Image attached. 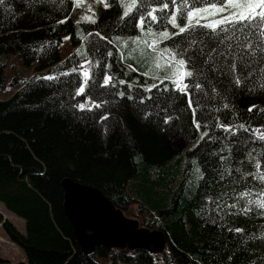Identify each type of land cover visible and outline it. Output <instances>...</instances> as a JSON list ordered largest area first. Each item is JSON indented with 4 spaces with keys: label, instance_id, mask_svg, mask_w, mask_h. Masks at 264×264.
Here are the masks:
<instances>
[{
    "label": "trees",
    "instance_id": "1",
    "mask_svg": "<svg viewBox=\"0 0 264 264\" xmlns=\"http://www.w3.org/2000/svg\"><path fill=\"white\" fill-rule=\"evenodd\" d=\"M108 2L110 7L97 22L80 26L81 37L70 18L72 0L0 4V55L20 59L24 68L34 71L27 81L18 76L8 79L4 76L7 63L0 65V97L7 87H16L8 99H0V205L24 221L25 232L19 233L1 214L0 225L24 256L17 264H264V209L251 205L252 211L241 212L247 199L257 197L236 198L233 191L248 188L255 194L264 188V182L244 175L256 171V160L264 170V141L243 130L233 135L214 126L217 118L253 128L264 125V112L258 110L264 108L261 56L243 69L244 76L252 75L236 86L233 74L222 71L232 57L221 59L212 52L217 70L206 71L207 80L197 77L203 91L191 89L193 99L200 101L197 118L209 127L196 131L187 97L167 105L174 119L165 125L161 112L165 105L156 98L168 95L163 87L171 85L165 80L159 91L151 92L152 100L139 102V84L151 80L141 70L129 68L131 60L126 56L121 60L115 42L116 37L139 32L134 17L119 21L117 0ZM97 32L114 43L102 40ZM68 35L76 51L62 59L60 46ZM191 37V33L182 34L172 42ZM196 39L198 64L207 59L212 47L218 52L227 47L216 36L202 33ZM85 60L101 61V66L89 70L97 79L89 81L86 92L108 101L91 111L73 107L90 103L86 95L75 94L83 79L79 72L61 75ZM105 63L111 67L105 69ZM103 71H109L117 88L126 93L129 90L118 84L119 79L132 83L133 99L116 96L117 89L99 87ZM48 75L55 79H37ZM224 104L229 107L225 109ZM250 105L258 108L249 113ZM105 112L108 119L100 120ZM203 131L209 136L200 140ZM66 178L99 190L125 216L138 219L141 227L162 231L167 240L164 251L150 254L98 247L90 255L83 254L63 210L61 181ZM222 193H227L224 202L237 207L216 209L208 197L215 199ZM133 206L134 217L129 212ZM237 227L245 231H229ZM0 264L7 262L0 258Z\"/></svg>",
    "mask_w": 264,
    "mask_h": 264
},
{
    "label": "snow or ice",
    "instance_id": "2",
    "mask_svg": "<svg viewBox=\"0 0 264 264\" xmlns=\"http://www.w3.org/2000/svg\"><path fill=\"white\" fill-rule=\"evenodd\" d=\"M4 2L5 0H0V4H4ZM99 2L103 3L105 8L110 7L105 0H99ZM118 2L122 8L118 18L119 21L123 23L126 18L134 17V27L139 32L138 35L129 36L124 41H121L120 37H116L115 42L121 44L124 49L121 60L125 56L132 60H138L144 65L143 75L151 80V83L139 84V102L143 104L145 99L152 100L151 92L153 89L159 91L165 80L171 85V87H163V93L168 95L156 98L165 105L161 108V112L164 113L162 122L165 125L174 119L172 115L168 114L167 105L178 102L181 97H187V107L191 110L192 125L196 131H200L202 127H209L203 119L197 118L200 101L193 99L191 89L195 88L203 91L202 81L197 77H203L204 80H207L206 71L217 70L212 52H217L221 59L227 56L232 57L230 61H227L226 67L222 68V71L225 74H233L232 82L236 86H240L242 81L247 80L248 76L252 75V72H249L248 76H244L243 69L250 68L258 55L261 56V62L264 63V0H130V2L118 0ZM85 18L91 19V17ZM92 22L95 23V20L93 19ZM58 23H63V21H58ZM154 25L160 27L156 28ZM169 25L175 31H170ZM187 33H191L192 37L183 41L175 40L174 43L172 42L176 37ZM202 33L210 37L216 36L221 44L227 42V47L223 52H218L217 48L212 47L207 53V59L202 64H198L194 46L199 42L196 37ZM95 34L102 40H107L110 44L114 43L109 37L99 32ZM64 39L67 40L69 37L65 36ZM164 41H169V43L165 44L164 47H159ZM77 54H80V49H77ZM112 55L113 52L109 50L107 56L111 57ZM201 55H204L203 50H201ZM161 59L164 61L163 64L160 63ZM209 61H213V63L210 68L206 69L205 66L209 64ZM85 64L87 65L86 68L84 67ZM99 66H101L100 60L95 62L85 60L79 67H73L68 72L61 73V75H68L69 72H79V75L83 78L76 88L75 94L76 96L86 95L90 103L80 102L73 105V107L81 111L85 108L91 111L93 108L99 109L108 103L106 100H97L89 92H86L89 81L97 79V74L89 70ZM103 67L109 69L111 65L105 63ZM129 67H133V65L129 64ZM161 68L164 71H160ZM133 70L138 69L134 68ZM262 73H264V69H262ZM37 79L52 80L55 77L48 75L37 77ZM262 79H264V75H262ZM118 84L121 86L126 85L129 92L119 90L114 76L109 71H103L99 87L117 89L114 93L116 96L122 99H133L130 94L133 84L125 79H119ZM262 87H264V84H262ZM212 91L215 92L216 89L213 87ZM172 92L177 93V95L172 96ZM143 93L149 95L146 97ZM223 107L227 109L229 105L224 104ZM253 108H258V106L250 105L247 111L251 113ZM258 110L264 112V108H258ZM175 118L178 119L179 117ZM99 119L107 120V112ZM214 126L222 129L225 133H232L233 135L243 130L250 133L252 137L264 141V131H261V127H264V125L253 128L245 123L238 125L228 122L222 123L217 118ZM208 136L209 132L203 131L200 140ZM248 156L255 159L252 157L251 152L248 153ZM220 159L225 163L227 162V158L223 155L220 156ZM254 166L255 172L246 171L244 175L264 182V170H262L261 162L256 160ZM237 171H240V169H237ZM223 175L221 173L222 179ZM233 191L236 198L251 197L253 195L257 197L255 200L247 199L243 207L240 208L241 212L247 214L252 211L251 205H255L258 209H264V188H261L255 194L248 188L244 191L237 192L235 189ZM224 195H227V193H222L215 199L209 196L208 200L215 203L218 210H221L222 207L236 208V203L228 205L223 201ZM261 215H264V212ZM229 231L243 233L245 229L237 227L229 229Z\"/></svg>",
    "mask_w": 264,
    "mask_h": 264
},
{
    "label": "water",
    "instance_id": "3",
    "mask_svg": "<svg viewBox=\"0 0 264 264\" xmlns=\"http://www.w3.org/2000/svg\"><path fill=\"white\" fill-rule=\"evenodd\" d=\"M61 188L64 214L83 254L90 255L98 247L150 254L164 251L167 240L162 231L141 227L99 190L68 178L61 181Z\"/></svg>",
    "mask_w": 264,
    "mask_h": 264
},
{
    "label": "rangeland",
    "instance_id": "4",
    "mask_svg": "<svg viewBox=\"0 0 264 264\" xmlns=\"http://www.w3.org/2000/svg\"><path fill=\"white\" fill-rule=\"evenodd\" d=\"M108 1L109 0H105V2L109 4ZM72 2H73V7L70 18L76 27L77 36L81 37L82 34H81L80 26L82 24H87V23L93 24L92 22L93 19L95 20V22H97L106 8L104 7L103 3L99 2V0H72ZM126 2H130V0H126ZM121 12H122V8H121ZM85 17H91V19H86ZM68 37L69 39L67 40H65L63 37L60 46V55L62 59L67 58L69 55H71L76 51V48L73 47L71 44V39L69 35ZM86 37L87 35L85 36V38ZM120 38L121 41H124L127 40L128 37L120 36ZM117 44L119 45L118 50L122 54L124 49L121 44L119 43ZM159 47L161 46L159 45ZM128 59L129 58H127V60ZM130 60L131 62L129 64H132L133 67H129V64H127L129 68L131 69L137 68L138 70H141V72H144L143 64H141L138 60H132V59ZM3 63H7V66L4 70V76L7 77L8 79L18 76L20 81H27L34 74V71L32 69H26L23 67L20 59L14 58L12 56L0 55V65ZM160 63L161 64L164 63L163 59L160 60ZM160 71H164V69L161 68ZM15 88L16 87L14 88L10 86L7 87L4 94L1 95L0 99L1 100L8 99L16 91ZM129 212L132 213L134 217L136 214V206L131 207L129 209ZM0 214L2 215L3 219L5 221L6 220L9 221V223L13 225L19 233L24 234L25 227H24V221L22 219H19L18 217L14 216L12 213L7 212L2 205H0ZM126 217L138 221V219L136 218H132L129 216ZM12 244L13 243H11L7 239L4 230L0 225V258L3 259L5 262H7V264H17L19 263V261L23 260L24 257L23 254L20 252V250L14 244L13 245Z\"/></svg>",
    "mask_w": 264,
    "mask_h": 264
},
{
    "label": "crops",
    "instance_id": "5",
    "mask_svg": "<svg viewBox=\"0 0 264 264\" xmlns=\"http://www.w3.org/2000/svg\"><path fill=\"white\" fill-rule=\"evenodd\" d=\"M13 245V244H12ZM15 247V246H14Z\"/></svg>",
    "mask_w": 264,
    "mask_h": 264
},
{
    "label": "bare ground",
    "instance_id": "6",
    "mask_svg": "<svg viewBox=\"0 0 264 264\" xmlns=\"http://www.w3.org/2000/svg\"><path fill=\"white\" fill-rule=\"evenodd\" d=\"M79 248V247H78Z\"/></svg>",
    "mask_w": 264,
    "mask_h": 264
}]
</instances>
